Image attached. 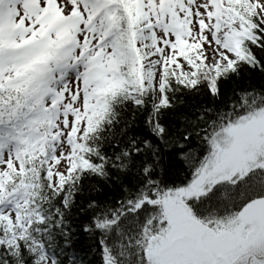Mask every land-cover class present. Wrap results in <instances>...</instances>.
<instances>
[{"label": "snow or ice", "instance_id": "obj_1", "mask_svg": "<svg viewBox=\"0 0 264 264\" xmlns=\"http://www.w3.org/2000/svg\"><path fill=\"white\" fill-rule=\"evenodd\" d=\"M0 264H264V0H0Z\"/></svg>", "mask_w": 264, "mask_h": 264}]
</instances>
